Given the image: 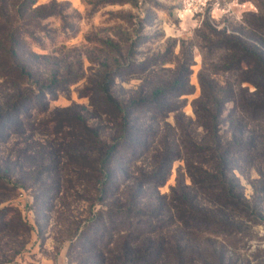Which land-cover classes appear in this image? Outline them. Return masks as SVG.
Here are the masks:
<instances>
[{"label": "trees", "instance_id": "1", "mask_svg": "<svg viewBox=\"0 0 264 264\" xmlns=\"http://www.w3.org/2000/svg\"><path fill=\"white\" fill-rule=\"evenodd\" d=\"M37 2L0 0V190L36 189L47 210L64 207L68 191L99 206L83 222L70 216L77 264H236L228 247L264 215V6L244 20L260 43L224 29L199 34L191 118V45L138 63L128 40L108 37L85 70L81 58L28 46L25 14ZM80 82L88 106L51 111ZM27 231L16 207L0 208V264H19Z\"/></svg>", "mask_w": 264, "mask_h": 264}, {"label": "rangeland", "instance_id": "2", "mask_svg": "<svg viewBox=\"0 0 264 264\" xmlns=\"http://www.w3.org/2000/svg\"><path fill=\"white\" fill-rule=\"evenodd\" d=\"M261 6H264V0H193V3L192 0H38L34 6L38 7L36 11L30 10L25 14L27 22H30L25 27L34 36L28 46L36 53L54 51L59 56L81 58L85 70L94 68L89 56L94 59L100 57V45L108 37L116 41L122 38L128 40L127 45L134 46V57L138 63L152 59L154 55H170V51L177 55L183 42L191 45L195 62L191 76L194 93L184 97V113L194 118L192 103L201 93L198 73L203 61L199 34L208 32L210 28L217 31L224 29L228 34L260 43L258 39L255 40L256 30L248 28L244 20L251 14H257ZM44 15L46 17H42ZM36 17L39 18V25H34L31 20ZM137 84L138 81L133 79L124 87ZM82 85L83 82H80L73 86L70 97L61 96L51 102V111L73 103L88 106V99L79 98L76 93ZM183 166V161L174 163L172 175L161 189L162 194H169L176 183L178 170ZM255 177L254 174L252 178ZM187 183H190L189 179ZM243 185L245 194L250 197L253 194L251 183L243 180ZM70 194L73 192L68 191L63 196L66 198L61 200L64 207L57 202L53 210H47L37 202V195L40 194L36 189L20 187L8 192L0 190V208L16 207L29 230L24 238L26 245L17 256V263L77 264L68 257L74 230L72 219L83 222L91 209L95 213L99 206H91L90 209V204L77 196L67 198ZM254 224H251L247 237L236 248L228 247L236 255V264H264V215ZM13 239L17 240L18 236ZM217 239L221 241V237ZM175 262L171 260L172 264ZM188 264L196 263L190 257Z\"/></svg>", "mask_w": 264, "mask_h": 264}, {"label": "crops", "instance_id": "3", "mask_svg": "<svg viewBox=\"0 0 264 264\" xmlns=\"http://www.w3.org/2000/svg\"><path fill=\"white\" fill-rule=\"evenodd\" d=\"M47 264H50L49 262H47ZM53 264V263H52Z\"/></svg>", "mask_w": 264, "mask_h": 264}, {"label": "built area", "instance_id": "4", "mask_svg": "<svg viewBox=\"0 0 264 264\" xmlns=\"http://www.w3.org/2000/svg\"><path fill=\"white\" fill-rule=\"evenodd\" d=\"M192 3H193V0H192ZM202 8V7H201Z\"/></svg>", "mask_w": 264, "mask_h": 264}]
</instances>
